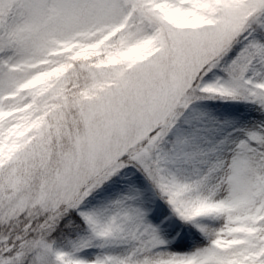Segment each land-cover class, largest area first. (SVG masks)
<instances>
[{"label": "snow or ice", "instance_id": "snow-or-ice-1", "mask_svg": "<svg viewBox=\"0 0 264 264\" xmlns=\"http://www.w3.org/2000/svg\"><path fill=\"white\" fill-rule=\"evenodd\" d=\"M0 264H264V0H0Z\"/></svg>", "mask_w": 264, "mask_h": 264}]
</instances>
